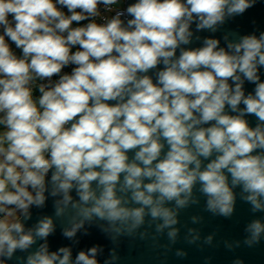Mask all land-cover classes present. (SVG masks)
<instances>
[{
    "label": "clouds",
    "instance_id": "obj_1",
    "mask_svg": "<svg viewBox=\"0 0 264 264\" xmlns=\"http://www.w3.org/2000/svg\"><path fill=\"white\" fill-rule=\"evenodd\" d=\"M57 3L71 15L65 17L53 0H0V112L6 113L0 122L8 129L0 137V205L27 210L31 204H43L45 176L54 166L51 179L64 194L65 204L71 200L68 193L73 187L84 204L92 202L90 208L82 209L86 217L94 213L112 221L131 218L135 224L142 222L144 208L121 207L115 195L121 173L125 174L123 189L132 190V199L150 206L153 218L163 219L160 228L176 223L164 202L175 200L183 206L182 194H190L197 178L209 196V207L229 214L233 194L224 169L231 173L232 184L242 183L250 193L247 199L260 209L264 156L251 153L264 149V130L260 126L252 130L239 116L223 112L226 103L235 111L243 100L244 111L264 121V83H258L255 95L248 97L241 90L242 81L234 90L228 84L229 78L240 81L237 72L250 81L259 79L256 72L258 64L264 65V35L229 45L234 54L218 49V41L208 39L204 47L182 51L178 60H170L180 43H188L193 14L199 18L198 28H212L223 20L225 10L242 13L250 7L248 0H186V4L138 0L127 8L133 17L127 27L117 14L104 25L90 22L76 28L70 27L72 23L97 15L99 4L115 5L117 0ZM65 32L66 36L58 34ZM5 36L22 50V59L12 54ZM75 45L80 50L70 53ZM161 59L166 67L158 74V84L146 75L138 78V72L146 73ZM70 63L76 65L70 75L61 76L49 90L40 88L43 111H38L26 87L31 73L51 78ZM117 99L120 102L114 106L105 102ZM69 121L73 123L65 127ZM210 121H215L211 127H194ZM160 137L170 146L163 159H158L163 147ZM137 147L135 161L143 167L127 162V151ZM213 151L219 155L200 171L197 157L207 158ZM153 161H157L154 166ZM144 178L151 182L143 184ZM93 181L101 189L99 196L91 188ZM249 228L254 239L264 231L259 221ZM51 231L52 221L46 219L36 235L46 237ZM14 232L20 234L18 238ZM74 233L75 228L65 235ZM169 235L174 237L176 231ZM32 243V235L23 234L20 223L0 220V253L11 256L17 248L26 249ZM59 251L62 257L42 247L28 258V264H70V251ZM95 253L96 248L80 252L76 264H97Z\"/></svg>",
    "mask_w": 264,
    "mask_h": 264
},
{
    "label": "water",
    "instance_id": "obj_2",
    "mask_svg": "<svg viewBox=\"0 0 264 264\" xmlns=\"http://www.w3.org/2000/svg\"><path fill=\"white\" fill-rule=\"evenodd\" d=\"M136 2L138 0H126L125 11L117 13L120 14L119 18L123 27H127V22L133 18L127 12L128 6ZM181 2L186 4V0ZM248 3L250 7L242 13L228 14L225 10L223 20L217 22L212 28H198L199 18L193 14V19L189 22L188 31L191 35L188 43H180L170 60L173 62L178 60L182 51L204 47L208 39L217 40V48H223L229 54H234V48H230L229 45L242 42L244 37L255 36L259 39L264 35V0H248ZM113 55L116 53L114 52ZM165 67L161 59L156 67L149 69L146 73L138 72L137 76L139 78L146 75L151 78L153 84H158V74ZM236 74L240 76V81L229 78L228 84L230 89L234 90L236 84L242 81L241 90L244 97L254 96L257 84L264 83V65H257L256 75L259 77L257 81L248 80L242 73ZM124 99L126 101L128 96L125 95ZM105 102L114 106L120 101L117 99ZM245 108L243 100L237 105L235 111L226 103L223 114L239 116L252 130H255L257 126L264 130V121H261L254 113L244 111ZM194 116L199 117V113L194 112ZM71 123L73 121H69L65 127H70ZM213 124L215 121L201 123L194 127L208 128ZM159 142L163 147L158 159H163L170 146L163 137H160ZM138 150L137 147L127 151V162H136L143 167L139 161H135V153ZM218 155L219 153L213 151L207 158L198 156L197 158L201 161L200 171H203ZM251 155L264 156V149H254ZM156 162L153 161V166ZM189 167L194 168L195 165ZM54 171L53 166L45 177L43 204L29 205L15 222L22 225L23 234L32 235L33 243L26 249L17 248L11 256L6 251L0 253V264H28V258L40 251L42 247H46L49 254L56 252L61 257L63 253L59 250L68 249L70 264H76V257L80 252L88 253L92 248H96L94 258L97 264H264V231L254 239L249 228L255 221L264 225V197H258L261 208L256 209L247 199L250 193L244 191L243 184H232V176L227 169L222 171L233 194L232 211L229 214H222L219 208L209 207V196L202 191V183L197 178L190 194H182V198L186 199L183 206L177 205L175 200L164 202L163 206L173 213L176 223L163 228H160L163 219L153 218L150 214V206L135 202L132 199V190L123 189L124 173L120 174L114 192L121 200V207L144 208L143 220L140 224H135L131 218L112 221L100 218L94 213L86 217L82 209L90 208L92 202L84 204L76 188L73 187L68 193L71 200L65 204L64 194L58 191L52 182L51 177ZM150 182L148 178L143 179V184ZM97 185L98 182L93 181L91 188L99 196L101 189ZM54 191L56 195L52 194ZM46 219L52 221V231L46 237H40L36 235V229L40 222ZM74 228L73 236L65 235L66 231ZM173 230L176 231L174 237L169 235ZM13 235L18 238L20 234L14 232Z\"/></svg>",
    "mask_w": 264,
    "mask_h": 264
},
{
    "label": "built area",
    "instance_id": "obj_3",
    "mask_svg": "<svg viewBox=\"0 0 264 264\" xmlns=\"http://www.w3.org/2000/svg\"><path fill=\"white\" fill-rule=\"evenodd\" d=\"M53 3L55 4L57 10L60 11L65 17L71 15V13H69L66 7L57 3V0H53ZM125 9H126V0H117V3L115 5H109V6H105L104 4H99L97 7V15H95L94 17H89L88 19L82 20L79 23L73 22L70 27L71 28L84 27L90 22H94L99 25H104L108 21H110L115 14L124 12ZM76 11L79 12L80 9H77ZM9 19L11 22V18ZM58 34H61L64 36L67 35L66 32L58 33ZM0 35H3V26H0ZM4 39H5V43L9 46V49L12 52V50L16 47L15 43L12 42L6 36L4 37ZM78 50H80L79 45L71 46L70 53L76 52ZM12 54L16 56L18 59H20L16 51L12 52ZM75 67L76 65L70 63L67 66L63 67L59 74L53 75L51 78L42 79V78L36 77L34 73H31L33 78L29 81L26 87L30 89L31 98L33 102L36 104L38 111L40 112L43 111V109L39 106V98L42 95V93L40 92V88L44 87L45 90H49L51 87H54L56 83L59 82V79L61 76L66 75V74L70 75L73 68ZM3 120H4V117L1 116L0 121H3ZM45 157L49 158V154L45 153ZM29 191H32V190L29 189ZM34 194L35 193L33 192V195ZM0 207L4 208V211L0 212V220H5V218L11 211H21V209L16 208L14 205H0Z\"/></svg>",
    "mask_w": 264,
    "mask_h": 264
},
{
    "label": "rangeland",
    "instance_id": "obj_4",
    "mask_svg": "<svg viewBox=\"0 0 264 264\" xmlns=\"http://www.w3.org/2000/svg\"><path fill=\"white\" fill-rule=\"evenodd\" d=\"M17 52L19 55V58L22 59L23 58V53L22 50L20 48L15 47L12 52ZM2 78V77H0ZM6 113L5 112H0V116L5 118ZM8 131L7 127L5 126L4 123H0V137H3L4 133H6ZM5 149L7 148V142H4L2 145ZM9 190L11 191L12 189L9 187ZM24 210L21 211H11L10 215L8 214L7 217L5 218V222L9 223V224H13L15 223L18 218L21 216L22 212Z\"/></svg>",
    "mask_w": 264,
    "mask_h": 264
},
{
    "label": "crops",
    "instance_id": "obj_5",
    "mask_svg": "<svg viewBox=\"0 0 264 264\" xmlns=\"http://www.w3.org/2000/svg\"><path fill=\"white\" fill-rule=\"evenodd\" d=\"M1 117V116H0ZM3 160V156L2 155H0V161H2Z\"/></svg>",
    "mask_w": 264,
    "mask_h": 264
}]
</instances>
